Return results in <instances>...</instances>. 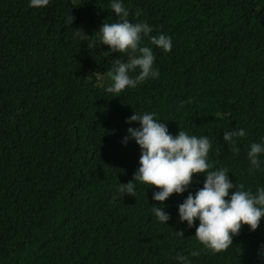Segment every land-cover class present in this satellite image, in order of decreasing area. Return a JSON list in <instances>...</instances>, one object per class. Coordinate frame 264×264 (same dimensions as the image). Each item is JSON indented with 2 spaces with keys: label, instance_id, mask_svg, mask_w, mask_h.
Listing matches in <instances>:
<instances>
[{
  "label": "trees",
  "instance_id": "1",
  "mask_svg": "<svg viewBox=\"0 0 264 264\" xmlns=\"http://www.w3.org/2000/svg\"><path fill=\"white\" fill-rule=\"evenodd\" d=\"M121 2L131 22L153 28L140 46L152 49L160 75L116 97L105 73L128 57L109 54L96 36L118 22L111 0H49L42 8L0 0V264H179L181 253L189 264H264V218L212 254L195 238L199 220L189 228L179 217L206 177L194 176L161 205L153 200L159 189L133 180L139 145L123 143L129 127H140L126 123L134 112L155 113L173 136L209 138L210 170L227 169L246 191L264 187V153L253 174L247 158L252 143H264V0ZM79 29L91 37L81 39ZM161 33L171 52L150 43ZM235 128L246 131L239 154L223 139ZM130 181L136 195L113 200ZM152 206L164 207L168 224Z\"/></svg>",
  "mask_w": 264,
  "mask_h": 264
},
{
  "label": "clouds",
  "instance_id": "2",
  "mask_svg": "<svg viewBox=\"0 0 264 264\" xmlns=\"http://www.w3.org/2000/svg\"><path fill=\"white\" fill-rule=\"evenodd\" d=\"M49 4V0H30L29 7L42 8ZM111 11L118 17V22L102 24L96 36L101 45L109 46L111 53L127 56V62L122 58L111 61L109 70L105 73L110 84L107 93L119 97V94L128 88L135 89L148 78H159L158 69H154L155 56L148 46H140L142 38L149 37L153 28L147 22H131L130 11L121 0H111ZM142 15L137 9L135 16ZM74 17L68 14L67 22L72 25ZM81 39L88 36L83 29L75 30ZM150 43L163 52L172 50L171 37L161 33L150 36ZM97 41L88 43L89 50L96 47ZM138 53V55H134ZM135 76L132 73H137ZM188 103H191L189 99ZM183 106V104L181 105ZM131 125L138 123L140 127L127 129L128 136L123 143L134 140L141 149L139 167L133 175L134 182L156 188L159 191L153 195V200L164 204L173 194H183L193 183V177L204 175L206 177L203 188L196 191L195 195L189 193L182 204L179 205L181 222H186L189 228L195 226L196 240L212 254L222 253L233 245V238L238 236L243 226H248L251 231H256L261 219L264 218V187L253 193L244 190L243 184H233L229 179L227 169L212 171L214 165L208 162L209 150L212 144L208 137L189 135L183 130L173 136L170 134L166 123L155 119V113L145 112L143 115L134 114L126 120ZM246 131L235 128L224 133V142L229 151L239 154L236 146L237 138H244ZM264 153V143H252L247 153L250 162L249 173L253 174L260 168V154ZM128 182L120 184L119 195L135 196L136 184ZM151 212L155 218L168 224L170 215L164 207L152 206ZM184 235L183 232H176ZM264 247V246H262ZM199 252H191V256H198ZM179 264H189L188 257L183 253L176 257Z\"/></svg>",
  "mask_w": 264,
  "mask_h": 264
},
{
  "label": "rangeland",
  "instance_id": "3",
  "mask_svg": "<svg viewBox=\"0 0 264 264\" xmlns=\"http://www.w3.org/2000/svg\"><path fill=\"white\" fill-rule=\"evenodd\" d=\"M83 1H85V0H72L73 4H80Z\"/></svg>",
  "mask_w": 264,
  "mask_h": 264
}]
</instances>
